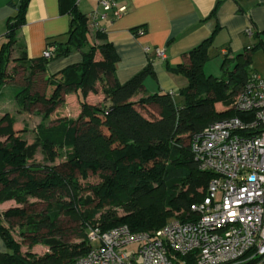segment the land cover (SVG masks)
Wrapping results in <instances>:
<instances>
[{
  "label": "trees",
  "instance_id": "1",
  "mask_svg": "<svg viewBox=\"0 0 264 264\" xmlns=\"http://www.w3.org/2000/svg\"><path fill=\"white\" fill-rule=\"evenodd\" d=\"M28 1L10 2L17 12L0 47V97L8 89L23 109L40 105L42 120L30 140L25 127L13 128L16 121L8 112L0 116V202H14L0 211L6 247L0 264L72 261L89 250L86 233L93 227L104 232L126 225L132 232L151 233L171 218L191 219L190 205L203 198L212 175L198 170L188 140L213 122L240 116L234 97L256 71L251 56L264 48V37L230 58L224 52L217 77L203 71L212 33L182 63L167 65L186 79L184 87L175 94L148 93L144 82L154 78L151 63L118 82L114 46L100 30L93 36L100 43L89 41L87 14L75 0H59L60 10L70 16L66 41H49L47 58H28L16 37ZM75 51L81 54L79 63L47 74L51 59ZM98 87L108 104L86 102ZM68 93L76 94L79 114L48 121ZM89 175L96 179L88 180ZM36 246L45 252L34 251Z\"/></svg>",
  "mask_w": 264,
  "mask_h": 264
},
{
  "label": "built area",
  "instance_id": "2",
  "mask_svg": "<svg viewBox=\"0 0 264 264\" xmlns=\"http://www.w3.org/2000/svg\"><path fill=\"white\" fill-rule=\"evenodd\" d=\"M124 11L115 0H98L88 22L98 28L99 20ZM51 52L46 47L42 56ZM154 53L165 59L163 48ZM233 102L240 116L213 122L188 140L198 170L212 175L203 198L190 205L191 219L169 220L151 233L126 225L89 228V250L62 264H264V74L253 72Z\"/></svg>",
  "mask_w": 264,
  "mask_h": 264
},
{
  "label": "crops",
  "instance_id": "3",
  "mask_svg": "<svg viewBox=\"0 0 264 264\" xmlns=\"http://www.w3.org/2000/svg\"><path fill=\"white\" fill-rule=\"evenodd\" d=\"M11 1L16 0H0V47L8 38L9 18L17 12ZM115 1L124 6L125 11L117 18L99 20L98 28L87 22L89 41L100 43L93 39L94 33L100 30L112 43L119 57L115 73L120 83L151 63L154 78L147 77L144 82L148 93L175 94L184 87L186 79L181 74L170 72L167 65L174 67L182 63L184 55L212 33L210 52L217 51L221 56L227 52L229 58L264 37V0ZM77 7L82 13L89 14L98 7V0H80ZM24 19L16 37L24 44L28 58H40L49 41H66L70 16L60 10L59 0H29ZM138 28L144 30L140 36L135 34ZM248 28L256 35L248 36L245 33ZM144 47H149V51L146 52ZM156 48L165 50V59L155 55ZM80 61L81 54L75 51L69 56L51 59L46 72L54 74ZM85 100L91 105L95 101L108 104V101L104 102L99 87L97 92H89ZM76 101L79 113L77 96ZM8 207V204L0 207V211ZM33 250L38 251L36 247ZM4 251L6 247L0 237V252Z\"/></svg>",
  "mask_w": 264,
  "mask_h": 264
},
{
  "label": "rangeland",
  "instance_id": "4",
  "mask_svg": "<svg viewBox=\"0 0 264 264\" xmlns=\"http://www.w3.org/2000/svg\"><path fill=\"white\" fill-rule=\"evenodd\" d=\"M222 59L223 57L219 54V52L217 51L210 52L209 59L203 65V71L205 72V74H211V75L220 77L222 75V69H221ZM251 64H252V67L255 68L259 73L264 74V48H260L254 51V53L251 56ZM9 86H13V85H9ZM66 95H67V98H65V96L63 97V105L59 106L58 107L59 109H57L56 112L54 111L50 115L49 119H47L48 121L50 119H55V117L58 115L76 117L79 114L78 113V102L76 101V96H74L75 94L68 93ZM95 102H94V105L102 104L101 102H97V101ZM215 106L217 109L219 110L221 109L220 103H216ZM42 109L43 108L40 105H36L30 110L23 109L22 107H20V105H18L14 101L12 92L8 89H5L3 91L2 96L0 97V116L3 113L8 112L10 116L15 118V121H16L13 128L15 130H21L23 127H25L26 131L24 132V135L30 138V140L33 137L34 128L42 120V115H41ZM152 112H156V108H154ZM95 179H96L95 176H90V175L88 176V180L94 181ZM7 204L10 206H13L14 202L13 201L0 202V207L3 208ZM39 208L40 206L36 207L37 210ZM174 219L175 218H171L169 220H174ZM66 222L68 221L66 220ZM65 227L68 228V226H65ZM19 231H20L19 227L17 226L13 227V233L18 240L20 239ZM135 247L136 245L134 244V245L127 246L125 249L130 250ZM22 250H25V249H22ZM36 250H38L37 252L40 254L45 252V248L41 246H36Z\"/></svg>",
  "mask_w": 264,
  "mask_h": 264
}]
</instances>
